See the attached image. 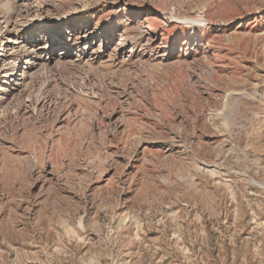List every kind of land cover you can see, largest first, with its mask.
<instances>
[{
  "label": "rangeland",
  "instance_id": "rangeland-1",
  "mask_svg": "<svg viewBox=\"0 0 264 264\" xmlns=\"http://www.w3.org/2000/svg\"><path fill=\"white\" fill-rule=\"evenodd\" d=\"M0 264H264V0H0Z\"/></svg>",
  "mask_w": 264,
  "mask_h": 264
}]
</instances>
